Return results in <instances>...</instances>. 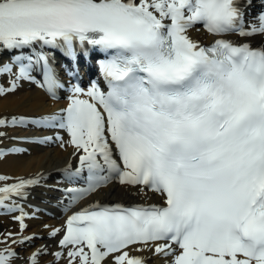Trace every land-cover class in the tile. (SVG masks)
Listing matches in <instances>:
<instances>
[{
    "label": "snow or ice",
    "instance_id": "obj_1",
    "mask_svg": "<svg viewBox=\"0 0 264 264\" xmlns=\"http://www.w3.org/2000/svg\"><path fill=\"white\" fill-rule=\"evenodd\" d=\"M245 6L242 0H0V55L9 54L0 61V76H9L0 98L28 82L56 99L65 87L61 70L79 80L81 60L93 51L104 56L97 63L107 84L106 90L97 81L86 90L70 84L65 107L37 117L0 116V127L48 129L53 135L30 142L73 148L79 166L65 168V179L86 172L87 187L65 189L74 193L68 207L113 178L144 198L131 205L97 202L69 215L48 233H62L58 251L42 246L21 256L10 244L34 236L8 232L0 238V264H39L45 254L54 264H150L151 258L264 264V43L249 39L264 37V12L246 24ZM197 26L213 37L210 45L192 39ZM57 53L70 68L57 67ZM8 179L0 175V208L14 211L13 198H24L39 180ZM149 194L161 202L148 203ZM24 215L14 217L21 232Z\"/></svg>",
    "mask_w": 264,
    "mask_h": 264
},
{
    "label": "bare ground",
    "instance_id": "obj_2",
    "mask_svg": "<svg viewBox=\"0 0 264 264\" xmlns=\"http://www.w3.org/2000/svg\"><path fill=\"white\" fill-rule=\"evenodd\" d=\"M190 35L194 39H198L196 35ZM249 39L250 41L264 42V37L261 36H255ZM0 61L7 62L1 58ZM8 81L9 76L7 74L0 76V85L8 86ZM66 104L67 103L64 102V100H59L55 103L48 101L35 84L23 82L15 93L0 98V116H4L8 119H11L12 116L37 117L42 114L50 113L54 110H58L59 108L66 106ZM0 132L4 133L3 136H0V150L3 149L6 153L3 157H0V175L9 178L6 183H15L17 178L25 180L38 178L39 182L45 186L37 188V190L35 189L36 187H34L32 192L35 193L32 196L38 197V201L43 203L49 200L57 201L58 199L53 197L52 194H57L59 192L63 194L62 190L67 187L61 180L58 181L55 176L58 173H64L63 170L65 168H68L69 166L71 168L73 167V164L76 162L75 159L78 157V155H72L73 148L71 146L61 148L59 146V141H53L48 144H35L32 142V144L35 145L31 147L25 143H20L18 139L24 137L33 140L53 135V132H48L44 129L30 125L0 127ZM60 135L63 137L64 141H68L69 137L61 134V132ZM11 148H21L25 151L19 153L8 152V149ZM37 174H39V176H37ZM3 183L5 182H0V184ZM71 195H74V193H71ZM149 196V199H157V196H153L151 194H149ZM70 199H62L63 201L60 205L57 218L49 217L48 219H39L38 222L30 224V218L25 214L24 223L27 225V228L18 234L26 236L33 233L37 236V239L34 246L29 249V251H19L21 256H29L32 252L42 246H46L49 253L52 252L55 249V244L58 239L57 237L48 239L50 229L57 228L56 226L61 224L67 214L71 213L72 210L78 209L84 204H91L94 201L104 200L110 202L115 200L121 202L144 201L143 197L135 195L133 192L126 191L123 186L115 181H110L102 189L97 190L95 193L85 195L71 207H68ZM38 201L33 202L36 209L41 208L46 211H53L54 208H56L55 205L50 204L49 206H43L40 204L36 205ZM17 225L15 223L10 225L8 227V231L11 233H14V231L17 232ZM44 225H48L49 227L45 228ZM12 247H15V245ZM21 247L22 246L19 245V248ZM133 254L135 255L138 253ZM141 254L151 257V253L149 252ZM38 259L39 264H45L48 262L54 264L53 257L48 254H45ZM151 260L155 264H161V262L155 258H151Z\"/></svg>",
    "mask_w": 264,
    "mask_h": 264
},
{
    "label": "rangeland",
    "instance_id": "obj_3",
    "mask_svg": "<svg viewBox=\"0 0 264 264\" xmlns=\"http://www.w3.org/2000/svg\"><path fill=\"white\" fill-rule=\"evenodd\" d=\"M7 220H8V219H6V220H2V219H1V220H0V230L3 229V228L5 229L6 227H8V225H9L10 223H9V220H8V221H7ZM2 226H4V227H2ZM33 245H34V244H33ZM33 245H32V246H33ZM32 246H31V247H32Z\"/></svg>",
    "mask_w": 264,
    "mask_h": 264
}]
</instances>
